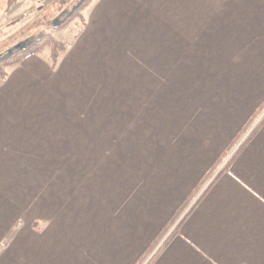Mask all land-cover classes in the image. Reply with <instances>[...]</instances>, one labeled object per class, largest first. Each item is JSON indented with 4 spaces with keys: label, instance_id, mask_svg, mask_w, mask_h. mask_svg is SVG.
<instances>
[{
    "label": "crops",
    "instance_id": "obj_1",
    "mask_svg": "<svg viewBox=\"0 0 264 264\" xmlns=\"http://www.w3.org/2000/svg\"><path fill=\"white\" fill-rule=\"evenodd\" d=\"M84 19L0 73V264H134L264 101V0ZM220 166L152 264H264V120Z\"/></svg>",
    "mask_w": 264,
    "mask_h": 264
},
{
    "label": "rangeland",
    "instance_id": "obj_2",
    "mask_svg": "<svg viewBox=\"0 0 264 264\" xmlns=\"http://www.w3.org/2000/svg\"><path fill=\"white\" fill-rule=\"evenodd\" d=\"M84 1L85 0H0V54H6L11 51L16 44L23 43L22 41L28 39L33 40L40 37L41 34H50L52 40L54 39V41L57 42L56 51L59 56L60 52L66 48L67 44L75 34L79 32L84 23V11L90 3L88 0H86L84 6L77 8L75 13L68 17L70 12ZM52 40H47L41 50L48 47L53 54ZM263 115L264 112L256 120V124L262 119ZM247 136L248 134L245 135V138ZM237 143L231 147L226 159L221 163L219 170L222 169L224 165L228 163L232 155L235 154L236 149L239 147H236ZM206 184L207 183L200 189L199 193L203 192L202 189L204 190L206 188ZM2 204L5 206L6 201L3 200ZM191 204H193V201ZM175 225H173L172 228H174ZM5 247L6 243L3 241L0 249L3 250Z\"/></svg>",
    "mask_w": 264,
    "mask_h": 264
},
{
    "label": "trees",
    "instance_id": "obj_3",
    "mask_svg": "<svg viewBox=\"0 0 264 264\" xmlns=\"http://www.w3.org/2000/svg\"><path fill=\"white\" fill-rule=\"evenodd\" d=\"M88 1L90 2L91 0H88ZM85 4H86V0L83 3H81L79 6H77L74 10H72L70 12V14L68 15V17H70L72 14H74L75 13V10H77V8L82 7ZM55 27H58V26H55ZM49 39L52 40L50 34H41L40 37H37V38H35L33 40H29L28 39V40L22 41L23 43H20L21 45H19V46H18L19 43L16 44L13 48L11 47L12 48L11 52H7L4 55L3 54L2 55L0 54V73H1V75L2 76H5L4 68L6 66H11V65L18 64V63L22 62L24 59H26L28 56L33 55V54L39 52L44 47L46 41L49 40ZM52 41H53V54L52 55L56 59L57 56H58V53L56 51V44H57V42H55L54 39ZM263 112H264V101L260 105L258 111L256 112V114L253 117V119L250 121L249 125L242 131V135H240L238 137V139L236 140V142H238L246 134V132L254 125V123L256 122V120L259 118V116ZM263 120H264V115H263L262 119L253 127L252 131L248 134V136L245 138V140L241 142V144L239 145V147L236 149L235 154L232 155L233 158L240 151V149L244 146V144L254 135V133L260 127V125L263 122ZM236 142L233 145H235ZM228 153H229V151L226 153L225 157H227ZM225 157H223L219 161V163H217L215 165V167H213L211 169L209 175L203 179V181L199 184L198 188L194 191V193L191 195V197H189L187 200H185L180 205V207L173 214V216L169 219V221L167 222V224L165 225V227L162 229V231L158 234V236L156 237V239L151 243V245L148 246V248L146 249V251L141 255V257L134 264H152V262L155 260V258L160 253V251L169 242V240L174 236L176 230H178V227H179L180 223L184 220V218L188 214L191 213V211L194 208L197 200L203 195L204 192H206L207 188H209V186L212 184V182L214 181V179L203 190V192H201V194L199 195V197L197 198V200H195L193 202V204H191L192 201L195 199L196 195L199 193L200 189L204 186V184L206 183V181L208 180V178H210L213 175V173L218 169L219 165L221 164V162L223 161V159ZM232 157L230 158V160L228 161V163L233 159ZM228 163L224 166V168H226L228 166ZM222 171L218 172L216 176H218ZM173 225H175V226L172 229V226Z\"/></svg>",
    "mask_w": 264,
    "mask_h": 264
},
{
    "label": "water",
    "instance_id": "obj_4",
    "mask_svg": "<svg viewBox=\"0 0 264 264\" xmlns=\"http://www.w3.org/2000/svg\"><path fill=\"white\" fill-rule=\"evenodd\" d=\"M19 45H21V44H19ZM19 45H18V46H19ZM9 52H11V51H9Z\"/></svg>",
    "mask_w": 264,
    "mask_h": 264
}]
</instances>
